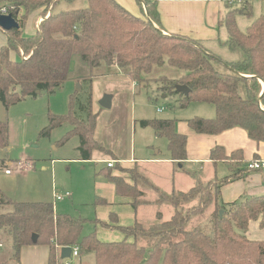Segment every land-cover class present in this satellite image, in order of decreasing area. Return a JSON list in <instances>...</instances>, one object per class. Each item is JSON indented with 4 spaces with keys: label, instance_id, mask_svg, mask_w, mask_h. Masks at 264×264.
Returning a JSON list of instances; mask_svg holds the SVG:
<instances>
[{
    "label": "trees",
    "instance_id": "1",
    "mask_svg": "<svg viewBox=\"0 0 264 264\" xmlns=\"http://www.w3.org/2000/svg\"><path fill=\"white\" fill-rule=\"evenodd\" d=\"M76 1L0 0V8L11 9L10 14L20 25L19 29L4 32L7 41L0 49V101L5 109L27 97L54 94L67 81L72 59L78 56L90 71L115 67L137 84L156 81L162 85L160 90L165 96H179L182 106L190 103L212 105L214 118L195 117L187 121L195 133L218 135L240 128L248 139L264 142V15L253 21L245 32L236 25L238 14L250 16L252 0H243L239 11L229 10L219 21L227 33L226 48L243 53V58L236 62L216 58L196 41L163 34L155 1L135 0L142 17L131 15L116 0H85L84 8L60 9L62 4ZM32 15L42 18L35 34L25 36L22 29ZM21 54L26 59L17 61L15 56ZM164 63L181 75L176 79L148 77L154 68ZM218 65L224 67V72L217 70ZM177 85L186 86L190 90L188 96L177 92ZM96 118L91 94L82 100L76 92L70 97L69 112L64 116L50 115L41 135L48 136L51 130L69 124L71 130L60 143L77 137L81 161H90L94 150L112 156L93 138ZM139 124L165 138L171 160L183 168L186 137L176 132L175 121L153 119L141 120ZM7 146L8 128L0 121V149ZM210 159L215 163L228 158L224 149L217 147L211 151ZM228 160L235 163L231 167L239 165L241 152H233ZM113 169L125 171L115 165L100 174L104 173L107 181L113 184L117 196L132 199L131 205L136 210L142 203V192L135 183L129 185L124 178L113 176ZM128 173L133 182H137L139 174L134 169ZM235 179L237 175L232 172L205 186L197 181L187 192L164 193L152 186L157 194L155 204L173 208L168 221H161L160 214H156L157 221L149 229L137 222L122 227L93 221L95 225L123 233L125 239L119 242H102L95 232L82 236L85 220L57 215L51 203L8 202L12 210L0 213V231L10 236L16 258L25 246H47L48 264H56V248L64 247L77 248L78 254H92L93 264H264V241L245 237L250 222H258V227L264 230V195L229 204L217 203L220 188ZM201 187L213 192L207 190L208 200L183 215L179 208L201 194ZM212 201L218 207L206 231L187 230L189 217L201 214ZM218 211H223V215ZM109 220L116 223L113 214ZM32 235L37 236L36 243L32 242ZM129 236L133 241L126 239ZM138 236L153 240V245L139 246Z\"/></svg>",
    "mask_w": 264,
    "mask_h": 264
},
{
    "label": "rangeland",
    "instance_id": "2",
    "mask_svg": "<svg viewBox=\"0 0 264 264\" xmlns=\"http://www.w3.org/2000/svg\"><path fill=\"white\" fill-rule=\"evenodd\" d=\"M122 1L125 10L131 15L143 16L141 8L135 0ZM228 1L234 3L229 5ZM237 1L239 0H219L224 9L239 11L242 5ZM86 5L85 0H78L74 4H62L60 9H79ZM263 6L264 0H253L249 17L242 14L236 16V25L241 32H245L253 21L260 15H264L261 14ZM223 16L224 14L221 17ZM41 18L39 17L35 22H40ZM222 30L225 32L224 29ZM24 35L30 36L27 30L24 31ZM224 39H227V34ZM220 41V44L226 42L222 39ZM220 44L210 45L212 46L210 52L216 58L224 62L239 61L243 58L241 51L232 52L225 46L221 47ZM15 59L20 61L21 56L17 55ZM114 68L103 67L90 71L78 56H74L67 81L54 94L42 93L36 98L27 97L8 109H5L0 101V121L4 122L8 128V146L0 149V213L12 210L8 202L51 203L57 215H68L72 218L85 220L82 236L95 232L97 238L106 243L125 239L123 233L100 226L96 227L97 225L93 223L104 207L100 206L101 204L96 198L95 186L97 183H108L105 176L99 174L105 165L94 161L95 158L87 162L81 161L77 150L78 138L75 136L63 144L60 143L71 130L69 124H63L61 127L51 130L48 136H42V131L48 126L49 116L66 115L70 108V97L76 92L77 97L82 100L86 95L91 94L92 112L97 114L94 133L98 136L99 143L104 146L99 145L108 147L114 154H124L129 151L131 146H134L138 152L144 143L150 141L148 137L141 136L143 132H147L151 136L153 134L151 129L140 126L141 120L176 119L182 120L184 123L187 119L195 117L211 119L215 116V109L212 105L205 103H190L187 106H182L179 96H165L160 90L162 85L153 80L141 84L134 82L133 89L130 85L123 86V77L129 78L124 76L119 69L115 68L114 70ZM217 70L224 72V67L218 65ZM100 73H106V75L100 77ZM180 75L181 72L164 63L161 67L154 68L148 77L151 79L162 77L176 79ZM84 79L87 81L83 82ZM110 92L114 94L111 108L109 110L100 108L98 102L105 95L113 96ZM159 112H164L161 114L163 116L156 117L155 115H160ZM169 115L171 118H168ZM158 142L161 144L160 146H165L163 149L160 148V151L162 154H166L168 152L167 140L160 138ZM190 168L188 167V169ZM203 168L202 171L193 169L191 172H195L194 177L192 179H190L191 177L185 178L182 181L185 191L194 186L193 179H199L204 184L213 179L214 176H207L210 174V168ZM5 170H9L11 175L7 176ZM137 170L140 176L137 182L138 187H142L144 193L141 201L152 204H142L137 208L136 222L149 229L157 221L156 214H160L161 221H168L174 211L166 204H155L157 194L151 189L154 186L164 193H169L165 190L166 178L158 176L151 179L148 172H143L145 168ZM175 170L178 171L177 168ZM128 172L130 171L125 170L127 174L124 176L125 178L132 177ZM229 174L226 165H218L216 178L223 179ZM188 180L192 183L188 184ZM208 187H201L199 189L201 194L199 193L193 201H189L179 208V211L186 215L192 207L198 206L203 200L207 201L209 196L206 195L208 193L206 191L213 192ZM65 193L68 195L66 196ZM54 194L62 196V200L56 201ZM217 207L212 201L201 214L189 217L186 229L206 231L209 227L210 217ZM218 212L220 215L221 211ZM221 214L223 215V211ZM109 222L113 223L112 220ZM138 237L137 244L139 246L150 247L154 243L153 240L147 239L145 236ZM245 237L251 241H264V230L258 227V222H250ZM126 239L133 241L130 236ZM32 246L38 249L43 248L42 244ZM19 257H15L8 233L4 230L0 231V264H21L22 261L18 263ZM82 262L81 258L71 256L56 260V264H81Z\"/></svg>",
    "mask_w": 264,
    "mask_h": 264
},
{
    "label": "crops",
    "instance_id": "3",
    "mask_svg": "<svg viewBox=\"0 0 264 264\" xmlns=\"http://www.w3.org/2000/svg\"><path fill=\"white\" fill-rule=\"evenodd\" d=\"M116 1L122 7H124L122 0ZM152 1L156 2L159 16V25L163 34L177 35L192 41H196L210 54V50L212 48L210 45L220 44L221 39L227 40L224 39L225 35L227 34L226 30L222 25L219 24V21L222 18V14L225 15L229 10L224 9L221 6L219 0ZM233 3V1H228L229 5H232ZM237 3L242 5L243 0H239ZM261 14H264V6L261 9ZM38 18L39 17L35 15L29 17L22 29L23 34L25 30H27L30 36L35 34L36 28L39 24L38 21H35ZM222 29H224L225 32ZM6 41L7 36L5 35L4 31L0 29V49L6 45ZM220 45L221 47L225 46L224 43H221ZM123 79V86L130 85V87L133 89L134 82L130 79H126L125 77H123ZM110 94L113 95V101L114 94L112 92H110ZM162 113L155 116H163L161 115ZM168 118H171V115H169ZM190 119H187L184 123L182 120L164 119L174 120L176 132L186 137V158L183 161V168L171 160L169 152L166 154L161 153L160 148L163 149L165 146H160L161 144L158 141H160L161 137L156 136L151 128L149 129H151L153 132L152 136L147 132H143L141 134V136L148 137L150 141L148 143H144V145L141 147V150L138 151L139 153L136 152L134 146H131L129 151L124 154H114L110 149H108V147H103L110 151L112 156L94 150L91 154V160L95 158L94 161L105 165V168H102L100 172L107 171L105 164L106 161H114L115 163L113 166L118 165L122 170L128 171L134 169L137 173L139 172L137 169L145 168L143 172H148L151 179H153L152 177L158 176L166 178L167 185L165 190H167L169 193L172 190L187 192L195 186L197 181L204 184L199 179H193L194 186L188 188L187 191L184 190V187H182V181L185 178L189 179L191 177L190 179H192L194 177L193 175L195 172H191L193 169H196L195 171H202L204 169L203 167L210 168V174L207 176L214 177L205 184L214 182L216 180H222L216 178L217 167L218 165H226L230 174L234 172L237 175V179L228 182L220 188V194L218 196L217 203L229 204L243 200L245 198L264 195V169L257 171L247 170V165L251 161H264V142H255L248 139L246 132L240 128H233L218 135L198 134L188 127L187 121ZM93 138L98 144L104 146L102 143H99V138L97 135H95V133L93 134ZM217 147L224 149L225 155L228 159L233 152H241V163L237 166L233 165L232 167L231 165L235 163L230 162L228 159L227 161H217L213 163L210 159V153L214 148ZM154 150H156V152H154ZM188 167L191 168L188 169ZM176 168L178 169L177 172L175 170ZM111 172L113 176L124 178L125 182L129 185H133L134 183L137 186L139 185L137 183L138 179L136 180L137 182H133L129 176L125 178L124 176H127L126 173H123L125 171L120 172L119 170L113 169ZM6 175L10 176L11 174L9 173ZM229 175L226 176L228 177ZM191 183L192 182L188 180V184ZM95 188L96 198L99 200L98 202L101 204L100 206H104L103 209L100 210V214L97 215L98 217H96L95 220L108 223L110 214H113L116 223L109 222L108 224L110 226L129 227L136 222L137 209H133L131 205L132 199L128 197L117 196L115 193V188L110 182L104 184L97 183ZM138 189L142 192L143 197L144 193L142 187H138ZM142 204L151 205L152 203L142 202L140 205ZM96 227H98V225ZM59 249L60 248H56L57 259H60ZM19 256L18 263L22 261L21 264H48L49 248L47 246H43L42 249H38L34 248V246H25L20 250ZM77 258H81L83 260L81 264H93L94 262V256H92V254H78Z\"/></svg>",
    "mask_w": 264,
    "mask_h": 264
},
{
    "label": "water",
    "instance_id": "4",
    "mask_svg": "<svg viewBox=\"0 0 264 264\" xmlns=\"http://www.w3.org/2000/svg\"><path fill=\"white\" fill-rule=\"evenodd\" d=\"M20 25L16 21V19L11 15H0V29L4 32H8L11 30L19 29ZM175 89L177 92H180L183 96H188L190 90L186 86L182 85H177L175 86ZM111 101H112V96L111 95H105L100 101L98 102V105L102 109L109 110L111 108ZM222 211L220 212V216ZM31 240L33 243H36L37 241V236L32 235ZM71 254V249L70 248H61L60 249V259H66L69 258Z\"/></svg>",
    "mask_w": 264,
    "mask_h": 264
},
{
    "label": "built area",
    "instance_id": "5",
    "mask_svg": "<svg viewBox=\"0 0 264 264\" xmlns=\"http://www.w3.org/2000/svg\"><path fill=\"white\" fill-rule=\"evenodd\" d=\"M10 11L11 9L7 8V7H1L0 8V15H8L10 14ZM21 58L23 60H25L26 58L23 56V54L20 55ZM114 161H106L105 164H106V167L107 168H112L113 165H114ZM247 168L248 170H251V171H257V170H261V169H264V161H259V160H254V161H251L248 165H247ZM5 174H9V170H5ZM65 195L67 196L68 194L65 193ZM54 199L56 201H60L62 200V196L60 195H57V194H54ZM71 257H75L77 258L78 256V249L77 248H73L71 249V254H70Z\"/></svg>",
    "mask_w": 264,
    "mask_h": 264
}]
</instances>
